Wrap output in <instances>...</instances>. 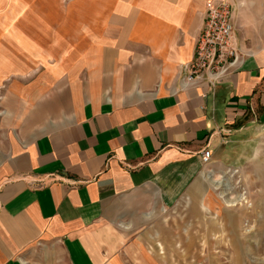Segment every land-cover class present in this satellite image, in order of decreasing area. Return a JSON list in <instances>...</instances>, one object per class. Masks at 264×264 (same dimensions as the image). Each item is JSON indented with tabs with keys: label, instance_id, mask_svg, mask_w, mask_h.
Wrapping results in <instances>:
<instances>
[{
	"label": "crops",
	"instance_id": "obj_1",
	"mask_svg": "<svg viewBox=\"0 0 264 264\" xmlns=\"http://www.w3.org/2000/svg\"><path fill=\"white\" fill-rule=\"evenodd\" d=\"M209 3L0 0V264L201 263L193 221L264 127L243 9L237 62L186 79Z\"/></svg>",
	"mask_w": 264,
	"mask_h": 264
},
{
	"label": "rangeland",
	"instance_id": "obj_2",
	"mask_svg": "<svg viewBox=\"0 0 264 264\" xmlns=\"http://www.w3.org/2000/svg\"><path fill=\"white\" fill-rule=\"evenodd\" d=\"M229 1L235 13L243 9L245 22H250L243 25L240 15L241 38L255 48H264V0ZM4 33L0 30V37ZM256 147V155L245 165L244 173H233L232 179L222 175L213 184L217 194L220 192L219 214L207 213L203 222L193 221V245L209 251L199 264H264V127ZM223 192L231 193L227 198L240 195V200L246 198L250 205L241 202L229 206Z\"/></svg>",
	"mask_w": 264,
	"mask_h": 264
},
{
	"label": "built area",
	"instance_id": "obj_3",
	"mask_svg": "<svg viewBox=\"0 0 264 264\" xmlns=\"http://www.w3.org/2000/svg\"><path fill=\"white\" fill-rule=\"evenodd\" d=\"M233 15L234 7L229 0H210L196 41L195 57L184 67L188 81H197L207 74L212 77V82H219L237 62ZM211 158L212 151L205 149L202 152L203 163L207 165ZM245 204L250 205L247 199Z\"/></svg>",
	"mask_w": 264,
	"mask_h": 264
},
{
	"label": "bare ground",
	"instance_id": "obj_4",
	"mask_svg": "<svg viewBox=\"0 0 264 264\" xmlns=\"http://www.w3.org/2000/svg\"><path fill=\"white\" fill-rule=\"evenodd\" d=\"M222 177V176H221ZM221 177H219V178H214L213 180H212V182L213 183H217V181H218V179H221ZM224 193V192H223ZM227 195H231V193H224V197H226ZM244 195V194H243ZM223 197V198H224ZM241 197L242 196H234L233 198H227L226 197V199H225V202L227 203V205H229V206H235V205H237V204H241V202H244V203H246V198H243L242 200H240L241 199ZM244 197V196H243ZM238 201H240L239 203H238Z\"/></svg>",
	"mask_w": 264,
	"mask_h": 264
}]
</instances>
